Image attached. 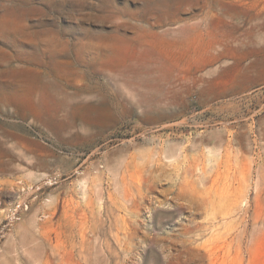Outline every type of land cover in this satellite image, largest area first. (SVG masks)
I'll return each mask as SVG.
<instances>
[{
    "label": "rangeland",
    "instance_id": "obj_1",
    "mask_svg": "<svg viewBox=\"0 0 264 264\" xmlns=\"http://www.w3.org/2000/svg\"><path fill=\"white\" fill-rule=\"evenodd\" d=\"M252 13L0 0V264H264V26L217 45Z\"/></svg>",
    "mask_w": 264,
    "mask_h": 264
},
{
    "label": "bare ground",
    "instance_id": "obj_2",
    "mask_svg": "<svg viewBox=\"0 0 264 264\" xmlns=\"http://www.w3.org/2000/svg\"><path fill=\"white\" fill-rule=\"evenodd\" d=\"M218 1L220 5L224 4L225 2L234 3L236 5L243 6L253 12L251 18H249L247 21L248 23L251 24L250 27H247L246 29L237 28V30L239 29L237 31V34L218 39L217 45L219 47L221 46L225 47L233 43H242L243 41L241 40L240 36H244L245 34H248L254 28L260 29L264 26V0H218ZM164 154L166 155L167 158L173 159L179 154L178 148L172 144L170 146L168 145L164 150ZM212 228L213 227H211V229ZM212 264H214V262Z\"/></svg>",
    "mask_w": 264,
    "mask_h": 264
},
{
    "label": "built area",
    "instance_id": "obj_3",
    "mask_svg": "<svg viewBox=\"0 0 264 264\" xmlns=\"http://www.w3.org/2000/svg\"><path fill=\"white\" fill-rule=\"evenodd\" d=\"M28 207L29 203L26 199H19L10 211L11 217L16 218L20 212L27 210Z\"/></svg>",
    "mask_w": 264,
    "mask_h": 264
}]
</instances>
